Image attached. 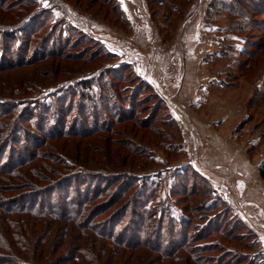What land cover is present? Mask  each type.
I'll use <instances>...</instances> for the list:
<instances>
[{
  "label": "rangeland",
  "instance_id": "obj_1",
  "mask_svg": "<svg viewBox=\"0 0 264 264\" xmlns=\"http://www.w3.org/2000/svg\"><path fill=\"white\" fill-rule=\"evenodd\" d=\"M163 1V4H152L150 8L147 6L148 0L5 2L7 5L13 2L14 6L4 13L0 11V141L5 140L11 131L16 115L25 116L30 112L36 116H23L22 123L18 122L19 125L13 129L14 134L17 130L19 135L17 142H9L11 147L5 149L6 152L0 151V166L9 159L15 163L18 158L26 159L31 154L45 157L18 168L19 171L17 169L11 173L14 175L12 177L0 176V186L11 188L5 194V190L0 187V195L9 199L18 192H30L32 189L22 187L28 183L34 185L33 190L40 191L47 190V182L51 180L50 188L59 185L61 178L56 177L54 170L57 174L69 171L74 176L78 173H95L78 172L81 170L78 168L114 171L118 174L126 171L125 175L139 180L160 182L155 191H150L151 185L148 186L146 195L140 194L136 206H150L153 222H157V209L161 207L173 214L171 223H160L162 250L167 251L169 245L179 242L178 237L170 240L173 234L169 236L167 232L173 229L174 234H179L178 220L185 212L193 219L189 229L187 226L181 229L188 234V239L202 234L196 237L197 240L211 230L207 241H196L200 242L196 244L217 245L210 255H205L208 258L203 264H264V200L260 202V208H255L252 216L240 201V176L245 173L249 178L255 177L253 171L256 172L264 160V13L258 14L256 0ZM244 14L248 19H244ZM33 16L38 22L41 16L44 23L29 40V57L32 58L34 54L39 56L32 48L36 42L45 44L47 50L55 53L29 64L23 62L21 51L26 47L21 38L28 29H32L28 28V24L33 21ZM121 21H126V25H122ZM7 33L15 35L16 39L12 41L3 36ZM15 50L19 53H15ZM3 52L9 55L4 57ZM157 57L162 62L155 65ZM186 59L190 60L189 65L192 62L197 67L190 76V79L194 78L195 85L197 82L200 84L196 87V95L207 99L199 112L191 111L203 116L200 118L203 119L202 125H206L204 128L195 126L188 119L190 111L187 101L179 100L181 89L186 88ZM119 66H127L131 72L130 75L127 70L123 72L125 80L119 82L118 94H123L121 89L125 86H131L127 90L134 89L138 84L135 78L165 81L167 86L161 89L164 90L162 99L167 108L159 112L160 115L154 121L156 124L149 128L162 129L160 133H164L167 138H161V134L159 143L154 144L149 138L150 129L140 130L137 122L123 125L115 123L113 129L118 132H99L87 137L54 138L45 134L53 126L57 128L59 122L54 120L49 125L52 109L44 115V110L53 98L68 101L72 97V88L88 82L92 88L91 97L100 104V98L109 97L111 93L108 92L114 93L110 85L117 78L108 74L112 68ZM146 94L142 89L136 95V113L132 114H135V120L145 118V109L149 108V103L145 101ZM76 95L77 92L74 99ZM88 106L93 107L91 103ZM60 108L64 109V106ZM6 109L10 112H5ZM76 110L74 107L71 116L67 117L66 125L70 124L72 128L74 121L71 118ZM164 112L167 114L163 115ZM56 114L58 117L59 112ZM166 117L169 127L163 126L160 121ZM109 120L110 116L106 117L105 121ZM142 121L148 122L146 119ZM129 127L134 129L133 144L146 146L147 158H152V162L147 161L141 166V162L134 158L131 164V156L126 159V150L116 145V139L122 137L117 142L121 143L127 138ZM38 129L44 134L37 132ZM76 130L81 129L76 127ZM203 130L222 134L223 143L216 142L218 140L211 138L208 132L203 135ZM152 142L153 145L150 144ZM47 153L50 156L46 157ZM136 165L143 170H138ZM185 165H190L194 175L200 176L194 179L195 183L190 171L185 172L186 181L185 175L181 177L177 173L174 176ZM226 167L231 170L224 171ZM128 170L132 173L128 174ZM32 174L36 180L29 179ZM69 176L74 195V190L82 186L77 184L72 175ZM91 178L95 181L100 177L95 175ZM257 182H251L250 188H256ZM261 184L264 185L262 181ZM103 186L99 191L106 189ZM97 188L91 186V192L94 193ZM62 193V189L54 187L51 193L53 200L63 199ZM114 195L116 192L112 189L105 190L100 198L88 204L89 208L83 213L82 220L85 215L87 217L78 227L57 222L48 225L46 221L33 226V218L20 215L27 222L24 229L30 230L32 234L36 230L35 236L41 235L45 240L42 243L44 258L36 264H197L190 261L192 257L187 260L186 252H180L173 258H163L145 246L122 248L113 240L98 236L96 231L83 230L85 222L92 220L88 224H92L91 227L98 232L106 234L114 229L113 236L120 234L121 240L128 241L129 232L138 220L133 215L122 217L119 213L124 201L109 206L104 215L97 214L103 204L113 203L109 198ZM201 205L212 210L199 215L192 212ZM94 211L95 215L92 214ZM210 222L212 229L204 228ZM143 224L149 227L148 221L145 220ZM226 233L229 237H225ZM240 233L244 235L240 236ZM32 234L27 232L21 238L31 243ZM235 254H243V257L237 258Z\"/></svg>",
  "mask_w": 264,
  "mask_h": 264
},
{
  "label": "trees",
  "instance_id": "obj_2",
  "mask_svg": "<svg viewBox=\"0 0 264 264\" xmlns=\"http://www.w3.org/2000/svg\"><path fill=\"white\" fill-rule=\"evenodd\" d=\"M7 0H0V11L3 13L6 11L11 10L13 8L14 4L11 2L10 4H5ZM255 5L257 6L258 14L259 13H264V0H256L254 1ZM163 0H148L147 6H150L152 4H163ZM31 4V3H30ZM27 5L28 1H27ZM113 9L116 11V6L113 5ZM250 9H253L251 7ZM33 21H30L28 24V28L32 27V29H28V32L26 33L25 36H23V40L25 42V49L24 51H21V54L24 56L23 62L33 64L36 63L37 61L43 59L44 57L48 55H52L55 52L47 50V46L45 44L43 45L40 42H36V46L32 47L36 53V55L39 56H34L32 58L29 57L28 54V49L27 46H29V40H31V37L36 34V32L39 31L40 27L44 23V20H41V16L38 17L40 21L36 19V16L31 17ZM43 19V16H42ZM244 19H248L246 14H244ZM128 21V20H127ZM122 25H126V21H121ZM264 25V24H263ZM263 30H264V26ZM26 27V26H25ZM6 33V32H4ZM10 35V36H8ZM11 38L10 40H15L16 36L7 33V35H3ZM49 42V41H48ZM40 48V49H39ZM18 50H15V53H17ZM41 52V53H40ZM19 53V52H18ZM4 57H7L9 55L8 52L4 53ZM21 55V56H22ZM30 58L31 60H29ZM28 59V60H27ZM126 65V64H124ZM11 66V65H10ZM7 66V67H10ZM127 66H119L112 68L110 70L109 74L112 76L115 80V82H111V87L110 90H114L113 92H108L111 93L110 96H105L102 98H98L100 100V104L98 101H96L93 97H91V84L88 82H85L75 88H72L70 91L72 97L68 101L61 100V98H53L51 104L47 107V109L44 110V115L49 113V110H53L51 112V119H48L49 125H51L50 122H53L54 120H58L57 128L53 126L51 130L45 131L46 135L48 137H58V138H68V137H87L91 136L92 134L103 132V133H111L112 130H114V124H119L123 125L127 122H134V123H139V128L140 130H147L149 126L155 125L156 123L154 122L156 120V117L159 114L160 111H165L167 108L166 102L160 97L157 92L152 88V86L145 80L140 79V78H135L134 81H136L137 86L134 87L132 90H127L126 88H130L131 86H125L121 90H123V94H121L119 91V94L117 93V88L118 85L120 84L119 82L122 80H125L123 78V72H126ZM129 71V75L131 70ZM121 73V74H120ZM128 73V72H127ZM117 74V76H116ZM115 75V76H114ZM113 85V86H112ZM146 91L145 95V101L146 103H149V108L145 109L146 114L143 116L145 118L139 120H135V118L132 116L133 113H136L134 110V105L137 99V93H139L141 90ZM137 90V92H136ZM77 92L76 99H74V95ZM107 93V92H106ZM93 96V95H92ZM100 96V95H99ZM98 96V97H99ZM93 98V99H92ZM136 98V99H135ZM140 99V98H139ZM144 100V99H143ZM122 101H125L126 104H123ZM91 103L93 105L92 108L88 106V104ZM64 106V109H61L60 107ZM102 106V107H100ZM76 108V114L71 118L73 120V128L72 126L66 125L67 123V117L71 116V111L73 108ZM98 107H100V110L98 111ZM91 110V111H90ZM9 111V109H6L5 112ZM21 111V110H20ZM90 111V112H89ZM10 112V111H9ZM59 112V116L56 117V113ZM23 113V112H22ZM89 113V114H88ZM167 114V112H164L163 115ZM30 114L31 117L35 115V113H30L28 112L25 116L24 115H16L13 118V125L11 127V123H9V128L11 127V131L8 132L7 137L5 140L0 141V151L6 152L8 148L11 147V143L9 142H17L16 139H18V132L15 130V134L13 129L19 125V123H22L21 119L22 117H28ZM127 114V115H126ZM36 116V115H35ZM110 116V125L109 122H106L105 119L106 117ZM48 117V116H46ZM91 117V118H90ZM134 118V120H133ZM148 118V119H147ZM46 119V118H45ZM148 120L147 121H142V120ZM70 120V121H71ZM102 120V122H101ZM101 122V124L99 123ZM162 121V125L165 127H169L167 122H168V117L160 120ZM19 122V123H18ZM105 122V124H104ZM112 122V123H111ZM147 122V123H145ZM173 124L172 122H169ZM170 124V126H171ZM104 125V126H103ZM106 125V126H105ZM70 126V127H69ZM135 126V125H134ZM76 127H80L81 130H76ZM136 128V126H135ZM43 129V128H42ZM149 138L151 141H154V144H158L160 141V135L162 134V137L167 138L168 136L164 135L162 132V129H156V128H149ZM45 130V129H44ZM115 132H118L117 130H114ZM37 132L42 133L38 129ZM128 135L127 138L123 139L122 142L117 143L119 139H116L115 143L116 145L118 144L120 148H123L126 150L127 154L125 158L127 159L128 156H131V160L129 163L132 164V159L136 158L138 161L141 162V166L145 165L146 162H152V158H147L148 155V150L146 146L143 144L139 145H134L133 144V137L132 133L134 134V129L132 130L131 127L127 129ZM176 138V136H175ZM124 141V142H123ZM153 145V142L150 143ZM123 145V146H122ZM6 149V150H5ZM50 156L48 153L46 154V157ZM146 156V158H145ZM42 157H45L42 155ZM41 154H31L29 155L26 159L25 158H18V160L13 163L12 159L8 160L6 163L3 162V165L0 166V176H14L11 173H14L18 168L20 169L21 167L28 165L29 163L35 161H41L42 159ZM57 159L55 158V161ZM36 162V163H37ZM37 165V164H36ZM7 167V168H4ZM138 170H143L139 165H136ZM19 169L17 171H19ZM29 171H31V167L28 168ZM81 169L78 172H95V173H78L76 176L74 174H70L68 171H63L59 174L56 172V177L61 178L59 181V185L55 184L54 186L52 185L51 188L49 187L53 180L48 181L47 185L48 188L47 190H33L35 187L31 186L30 183L22 185L25 189L30 190V192L23 193L18 192L16 195L10 196L9 199H5L3 195H0V264H36V262H40L43 260V246L42 243L45 241L41 235L35 236L34 231L33 234L30 230H25L24 226L26 227L27 222H25L24 219L20 217V215H28L29 217L33 218V226L39 225V223H43L44 221L48 222V225L54 224L55 222L57 223H68L72 225H82L84 223V219L86 217L84 216L82 220V215L83 213H86V210L89 208L87 207L88 204H92L93 201L105 190L112 189L113 191L116 192V195H114L112 198H109V200H113V203L110 205L103 204L102 208H100L97 212V214L102 213L101 215L106 214L105 211H107V208L109 206L113 207L120 202L124 201L121 203V206L119 207V213L122 215V217H125L127 215H133L132 217H135L138 222H135V226L133 229L130 230L129 235L130 238L127 240H121L120 239V234L117 236H113L114 229H110L109 233L104 234L102 231L98 232L97 229H93L91 227L92 224H88V222H93L92 220H88L85 222V228L83 230L89 231L93 230L96 231L98 236L107 239V240H113L114 243L119 246V247H131V246H145L148 250H153L156 252L160 257L163 258H173L176 255H178L180 252H186L187 254V260L192 261L193 263L197 264H203L204 261H206V258H208L205 255H210L212 249L214 248V244H205V245H198L196 243H200L202 241H207V237L209 238L210 236V231H206V236H202L196 240L197 236H201L202 234H199L197 236H192V238L188 239L187 233H185V230H181L185 228L184 226H187L188 229L193 221L191 216H187L185 212L181 214L178 220V231L179 234H174L173 229H169L167 234L172 237L170 240H174L175 237H178L179 242L177 244H172L168 246V250H162V228H161V222H164V225L166 223H171L172 219L174 218L170 212H168V209H165L163 207L157 209L158 213V219L157 222H153V217L150 216L151 210H149V207H145L142 205H139L138 207L136 204L139 202L138 198L141 195H146L145 191L148 190V186L151 185V190L150 191H155L159 188L160 182H154V181H148L147 179L144 180H139L135 178L134 176L131 175H125L124 173L126 171H120L121 173L118 174V172L114 171H106V170H89L85 168H78ZM132 170V169H131ZM131 170H128V174L132 173ZM185 170V171H184ZM191 172V179L194 181L196 177H199L198 174L194 175V172L192 171V168L190 165H185L183 168H181L179 171H176L175 175L177 173L180 174L182 177L185 175V181H186V174L185 172ZM73 172V171H72ZM140 172V171H138ZM69 175H72V178H75L77 181V184H80V187L74 190V195L72 194L71 191V177ZM100 177L98 180L94 181V176ZM120 175H122V178H120ZM124 175V176H123ZM258 175L260 180L264 183V160L261 162V164L258 167ZM30 176V175H29ZM30 177L29 179H35ZM22 179V178H21ZM36 180V179H35ZM39 181V180H37ZM27 183V182H26ZM195 183V181H194ZM101 185H104L103 187L106 188L103 191H99ZM91 186H97V190L92 193L91 192ZM1 190H5V194L8 193V190H11L7 185H2L0 186ZM11 187V186H10ZM15 187V186H14ZM31 187V188H30ZM54 187H57L58 189H62L64 193H62V198L63 199H58V201L53 200L51 193L54 192ZM18 189V188H14ZM22 189V188H20ZM45 193V194H44ZM4 194V195H5ZM46 194L49 196L46 197ZM110 193H107V195ZM106 198V197H104ZM107 206V207H105ZM68 207V208H65ZM132 207L130 210L129 208ZM208 207H204L201 205V207L197 210H193L192 212L199 213L205 212V214H208L210 210ZM155 211V210H153ZM152 211V212H153ZM207 211V212H206ZM138 212V214H136ZM95 215V211L92 213ZM92 217V216H91ZM148 221V225H144V221ZM206 221V219H204ZM213 222V221H212ZM208 224L207 229H212L211 228V223ZM79 223V224H77ZM153 223V224H152ZM88 224V225H87ZM151 224L153 226H151ZM156 225V226H155ZM183 231V232H182ZM218 231V230H216ZM220 231V230H219ZM31 233L32 240L31 243L26 242L22 236L26 235V233ZM203 233V232H202ZM225 237H229L228 233H226ZM47 235V234H46ZM175 235V236H174ZM244 235L243 233H240V236ZM146 237V238H141V237ZM148 236L151 238L150 241H148ZM224 236V235H223ZM20 237V240L19 238ZM235 239H238V237H235ZM145 239V240H144ZM194 239V240H193ZM227 239V238H226ZM192 241V242H191ZM200 241V242H196ZM167 243V242H166ZM38 252V253H37ZM239 255V256H238ZM243 254H235L237 258H241ZM204 256V257H202ZM219 264H225V262H219Z\"/></svg>",
  "mask_w": 264,
  "mask_h": 264
},
{
  "label": "crops",
  "instance_id": "obj_3",
  "mask_svg": "<svg viewBox=\"0 0 264 264\" xmlns=\"http://www.w3.org/2000/svg\"><path fill=\"white\" fill-rule=\"evenodd\" d=\"M145 50V49H144ZM162 61L160 60L159 57H157V59L155 60V65H158L159 63H161ZM186 63V71L184 74V79H186L185 83H186V88H182L180 91V95H179V100L184 99L185 101H187V105H188V109L190 111V114L188 119L195 124V126L197 125L198 127H202L204 128L206 125H202L203 124V119H201L200 117L203 118L202 115H195L193 112L191 113V111H195L199 112L204 106L203 104L205 102H207L206 98H202L201 96H197L196 95V87L200 86V84H198L199 82H197V84L195 85V80L194 78L190 79L191 74L196 70V66H194L190 60L186 59L185 61ZM195 67V68H194ZM195 77V75H194ZM196 78V77H195ZM152 80H146L151 86L152 88L157 92V94L159 96H161L163 98V92L164 90L161 89V87L163 86H167L165 84V81H159V79H153ZM193 80V82L191 81ZM192 84H191V82ZM184 83V84H185ZM164 88V87H163ZM195 92V94H194ZM164 99V98H163ZM198 104V105H197ZM197 105V106H195ZM205 124V123H204ZM198 131V129H197ZM204 131V130H203ZM201 132V131H199ZM208 132V134L210 135V137L214 138V140H218L216 142L218 143H223V136L222 134H216L215 132H211V131H204L201 132L203 133V135H205V133ZM231 168H224V171H230ZM243 173V172H242ZM255 173V177L254 175L252 176V173L250 171V177L252 176V178H249L248 176L245 175V173L242 174V176H240V201H242L243 205H244V209L249 213V215H253V213L255 212V208H260L261 206V201L264 200V185L261 184L260 178L258 176V170L256 169V172L253 171V174ZM253 181H258V186L256 188H250V183ZM242 199V200H241Z\"/></svg>",
  "mask_w": 264,
  "mask_h": 264
}]
</instances>
